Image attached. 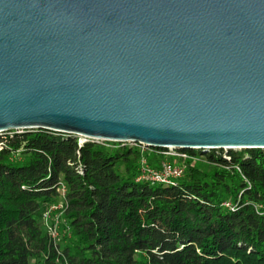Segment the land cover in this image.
I'll list each match as a JSON object with an SVG mask.
<instances>
[{"label":"water","instance_id":"obj_1","mask_svg":"<svg viewBox=\"0 0 264 264\" xmlns=\"http://www.w3.org/2000/svg\"><path fill=\"white\" fill-rule=\"evenodd\" d=\"M264 150V0H0V135Z\"/></svg>","mask_w":264,"mask_h":264},{"label":"trees","instance_id":"obj_2","mask_svg":"<svg viewBox=\"0 0 264 264\" xmlns=\"http://www.w3.org/2000/svg\"><path fill=\"white\" fill-rule=\"evenodd\" d=\"M9 133L0 138V264H264V150H184L205 165L186 162L175 184L152 185L136 181L135 147ZM59 183L57 254L41 217Z\"/></svg>","mask_w":264,"mask_h":264},{"label":"built area","instance_id":"obj_3","mask_svg":"<svg viewBox=\"0 0 264 264\" xmlns=\"http://www.w3.org/2000/svg\"><path fill=\"white\" fill-rule=\"evenodd\" d=\"M79 138V137H78ZM89 140L79 138V144H83ZM91 142V141H90ZM98 144L108 146L107 143L117 142H96ZM121 146L135 147L140 152L139 168L136 181H145L155 185H173L180 180L185 171V163L189 162L192 165L198 162L205 163V157L202 155L195 156L189 155L186 152L180 150H161L146 147L138 143L121 144ZM146 156H153L157 160V167L149 165L146 161ZM58 202L47 207L42 214V225L49 238L51 246L56 250L57 254H60L59 245L61 241L60 228L64 225L62 219V212L65 208V194L66 188L62 183L58 184ZM226 208L232 209L228 203H225ZM66 264V263H65Z\"/></svg>","mask_w":264,"mask_h":264},{"label":"rangeland","instance_id":"obj_4","mask_svg":"<svg viewBox=\"0 0 264 264\" xmlns=\"http://www.w3.org/2000/svg\"><path fill=\"white\" fill-rule=\"evenodd\" d=\"M7 133H9V132H7ZM4 134H6V133H4ZM4 134H1L0 135V138L1 137H4ZM9 134H11V133H9ZM129 145H127V147H128ZM219 151H221V150H216V153H218ZM236 151H240V150H236ZM228 151H226V150H222V154L224 155V154H226ZM199 163H201V164H199ZM186 165V164H185ZM193 165H196V166H200V167H203L205 164L203 163V162H198V163H195V164H193ZM63 232V231H62ZM64 233V232H63ZM61 238H62V233H61ZM62 244V241H60V245Z\"/></svg>","mask_w":264,"mask_h":264}]
</instances>
